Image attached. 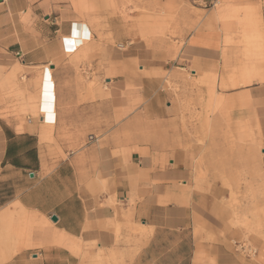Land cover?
Wrapping results in <instances>:
<instances>
[{"label":"rangeland","instance_id":"1","mask_svg":"<svg viewBox=\"0 0 264 264\" xmlns=\"http://www.w3.org/2000/svg\"><path fill=\"white\" fill-rule=\"evenodd\" d=\"M48 3L54 11L47 15L50 22L74 23L70 35L62 41L66 53L53 40H42L38 47L39 24L29 15H22L21 31L16 34L20 38L15 40L20 41L24 52L18 56L21 65L17 72L0 74V117L24 129L30 123L40 126L42 141L52 146L53 152L57 149L61 158H67L54 139L56 102L64 101L65 95L67 102L96 108L94 130L86 133L82 144H70V153L78 154L92 138L101 148L115 146L117 156L128 155L135 146H152L165 153L183 151L196 172L195 191L209 200L205 209L214 222L196 218L193 229L180 238L165 235L159 239V246H152L143 258L148 264H190L192 259L195 264H214L215 247L222 244L240 261L254 264L259 250L264 251V181L259 172L264 141L258 126L238 118L242 110L239 112L237 107L242 100L228 93L241 87L235 84L245 76H251L252 82L260 81L258 78L264 81V46L241 48L242 57L229 73L194 74L178 60L188 35L209 13L206 9L210 8H205L201 0ZM39 18L45 23L43 16ZM245 21L250 24L243 20V26ZM243 35L246 40L253 38L248 30L240 33V37ZM66 40L72 43L66 44ZM248 40L246 43H251ZM228 49L233 48H225V67L232 68ZM34 54L52 65H40L36 69L43 67L40 77L29 80L28 74L34 68L22 61L29 57L32 60ZM133 61L136 63L130 68ZM68 67L74 72L73 83L65 90L57 85L56 90L53 71ZM209 79L214 80L222 111L213 109ZM17 130L23 131L18 126ZM253 138L261 140L255 149ZM110 205L117 207V202ZM120 228L118 241L131 248L127 255H90L97 246L85 244L83 248L90 253L83 257L91 264H137L153 232L142 242L131 228L133 238L124 240ZM36 236L40 235L34 232V241ZM34 241L32 248L44 246Z\"/></svg>","mask_w":264,"mask_h":264},{"label":"crops","instance_id":"2","mask_svg":"<svg viewBox=\"0 0 264 264\" xmlns=\"http://www.w3.org/2000/svg\"><path fill=\"white\" fill-rule=\"evenodd\" d=\"M48 1L0 0V74H13L21 65L18 56L24 49L15 39L20 38L16 34L21 31L22 15L38 22V47L42 40H53L63 49V38L70 35L74 23L50 22L47 15L54 11ZM206 11L209 13L202 25L188 35L178 60L194 74L229 73L242 57L241 48L264 46V0H218ZM237 14L239 18L232 19ZM243 20L250 24L245 21L247 27L243 26ZM247 30L253 34L251 43H246L244 35L240 37ZM225 48H233L227 51L232 68L225 67ZM37 56L22 61L34 68L28 74L29 80L40 77L43 67L36 70L40 65H52ZM135 63L130 62L129 67ZM57 70L53 71L56 90L57 85L65 90L73 83L74 72L70 67ZM208 81L214 93L213 109L222 111L214 80ZM252 81L251 76H245L235 84L241 87L228 95L242 100L237 107L239 112L242 110L238 118L258 126L264 141V81ZM95 109L91 104L67 102L65 95L64 101L56 102L54 139L67 158H61L57 149L53 152L52 146L42 141L40 126L30 123L24 129L0 117V264H91L83 257L90 253L83 248L85 244L97 246L90 255H127L131 248L118 241V226L124 240L133 238L131 228L142 242L153 232L137 259V264H142L147 262L143 257L149 249L159 246V239L165 235L180 238L193 229L196 218L213 224L214 219L205 209L209 200L195 191L196 172L181 150L165 153L152 146H135L128 155L117 156L115 146L101 148L91 137L82 151L70 153V144H82L88 132L94 130ZM17 126L24 130L18 131ZM260 142L253 138L252 147H259ZM259 172L264 181V146ZM114 200L117 207L110 205ZM53 216L57 222L51 220ZM34 232L40 235L35 241ZM33 241L44 246L32 248ZM214 251V264H246L222 244ZM256 258L254 264H264V251L259 250ZM190 264H195L194 259Z\"/></svg>","mask_w":264,"mask_h":264},{"label":"built area","instance_id":"3","mask_svg":"<svg viewBox=\"0 0 264 264\" xmlns=\"http://www.w3.org/2000/svg\"><path fill=\"white\" fill-rule=\"evenodd\" d=\"M205 3V8H212L218 4V0H201Z\"/></svg>","mask_w":264,"mask_h":264},{"label":"water","instance_id":"4","mask_svg":"<svg viewBox=\"0 0 264 264\" xmlns=\"http://www.w3.org/2000/svg\"><path fill=\"white\" fill-rule=\"evenodd\" d=\"M51 220L53 221V222H57V217L56 216H53L52 218H51Z\"/></svg>","mask_w":264,"mask_h":264},{"label":"snow or ice","instance_id":"5","mask_svg":"<svg viewBox=\"0 0 264 264\" xmlns=\"http://www.w3.org/2000/svg\"><path fill=\"white\" fill-rule=\"evenodd\" d=\"M65 43L70 45L72 42L66 40Z\"/></svg>","mask_w":264,"mask_h":264},{"label":"bare ground","instance_id":"6","mask_svg":"<svg viewBox=\"0 0 264 264\" xmlns=\"http://www.w3.org/2000/svg\"><path fill=\"white\" fill-rule=\"evenodd\" d=\"M142 36V35H141ZM143 36H145V35H143ZM144 40V39H143ZM208 122V121H207ZM227 183V182H226ZM229 185V184H228Z\"/></svg>","mask_w":264,"mask_h":264}]
</instances>
